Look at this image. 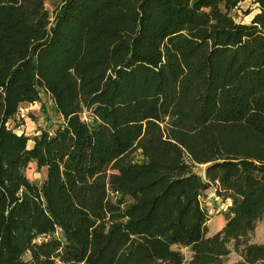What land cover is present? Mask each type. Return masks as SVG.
<instances>
[{
  "label": "trees",
  "instance_id": "trees-1",
  "mask_svg": "<svg viewBox=\"0 0 264 264\" xmlns=\"http://www.w3.org/2000/svg\"><path fill=\"white\" fill-rule=\"evenodd\" d=\"M241 1L0 0V264H264V0ZM42 91L61 120L27 146L8 120Z\"/></svg>",
  "mask_w": 264,
  "mask_h": 264
},
{
  "label": "rangeland",
  "instance_id": "rangeland-1",
  "mask_svg": "<svg viewBox=\"0 0 264 264\" xmlns=\"http://www.w3.org/2000/svg\"><path fill=\"white\" fill-rule=\"evenodd\" d=\"M47 6L49 1L46 2ZM255 4L253 0H242L237 8V18H242L244 21L249 20V17L254 11ZM251 8L249 14L242 15L243 9ZM86 115V113H84ZM61 120V116L57 113L52 105L51 97L48 93L42 91L37 101L23 102L13 118L8 120L9 124L14 127L17 132H23L28 137L39 132L40 128L51 130ZM33 140L30 137L27 140V146L32 144ZM204 164L196 167V170L202 173ZM25 173L30 180L39 182L45 175V167L37 166L34 161H29L25 166ZM200 201L208 208L210 219L208 221L209 233L220 228L223 224V210L229 203V198H222L214 190V186L210 185L201 192ZM255 230L251 237L252 241L264 242V219L257 221ZM241 256L235 251H230L225 260L220 264H247L240 262ZM180 264H187L182 262Z\"/></svg>",
  "mask_w": 264,
  "mask_h": 264
}]
</instances>
